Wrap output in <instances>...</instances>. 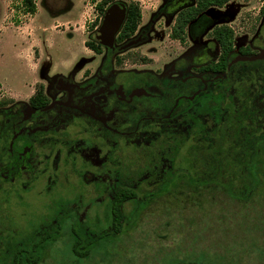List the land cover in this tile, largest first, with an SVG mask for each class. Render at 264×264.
I'll return each instance as SVG.
<instances>
[{
    "label": "rangeland",
    "instance_id": "374dc122",
    "mask_svg": "<svg viewBox=\"0 0 264 264\" xmlns=\"http://www.w3.org/2000/svg\"><path fill=\"white\" fill-rule=\"evenodd\" d=\"M99 1L35 0L31 15L21 0H0V108L26 99L35 83L45 85L56 77L58 89L66 93L70 76L80 81L92 77L102 62L118 80H126L117 114L127 132L105 134L84 119H67V125L45 132L51 140L37 147L32 171L19 183H1L0 264H264V187L249 200L225 191L229 202L223 204L217 192L163 188L151 194L148 204L140 194L136 203L125 202L120 223L113 225L110 214L112 195L124 183L123 163L132 164L144 179L148 168L167 163V139H186L194 132L197 139H207L204 134L219 122L235 126L231 110L213 112L219 99L209 104L202 98L196 107L180 110L182 103H173L175 94L190 92L182 87L173 91L182 74L170 67L194 50L201 52L202 66L216 61L220 49L211 33L221 25L233 32L234 52L248 47L260 53L264 0H230L211 7L204 13L211 23L205 29L189 23L181 40L171 36L177 12L164 11L170 0H117L124 6L136 3L140 21L127 39L118 42L117 33L113 44H99L97 53L84 42L94 38L101 24ZM134 73L153 81L125 78ZM229 95L241 115L238 132L258 133L242 114L239 83ZM257 107L264 111V103ZM5 118L0 114V125ZM119 145L122 156L114 150ZM66 211L68 220L63 221Z\"/></svg>",
    "mask_w": 264,
    "mask_h": 264
},
{
    "label": "flooded vegetation",
    "instance_id": "af4514ba",
    "mask_svg": "<svg viewBox=\"0 0 264 264\" xmlns=\"http://www.w3.org/2000/svg\"><path fill=\"white\" fill-rule=\"evenodd\" d=\"M263 50L264 46L260 53ZM260 53H252L248 47L239 49L238 52L233 50L231 55H229L232 57L227 58L229 62L227 70L230 67L233 68L234 73L232 74H221L213 70L203 71L200 61L201 52H196V50L189 58L177 60L171 65V72L182 74L179 81L181 85L174 84L172 87L173 91L175 89L178 91L182 87L190 92L182 91L175 94L173 103L180 105L179 103L181 102L183 104H181L180 110L184 112L189 109L185 108V106L196 107V104L203 100L202 91L205 90L209 91L210 103L214 102L215 99L221 101L213 112L221 114L224 109L231 110L228 114L229 119L235 120L236 124L234 127H229L227 121L217 123L211 132L204 134V138L207 139H197L196 132L186 139H167L163 143V147L169 158L171 142L174 141L179 143L180 157L194 162V167L200 166L203 148L207 150L213 147V156L220 160L233 158L228 153L227 146L231 144V138L234 137V133H238V128L241 127L240 122L237 123L238 119H236L241 115L235 109V102L229 95V91L237 83L243 89L244 105L242 114L246 116L245 118L248 121L252 119L253 130L258 132L246 131L243 133L247 136L243 137L244 140H247L246 142H254L256 137L264 136V111L257 107L258 103H264V101L262 102L264 97V56L256 60H241V58L255 57ZM219 57L212 62L213 66L220 60ZM191 68L193 69L192 72L190 71ZM95 71L92 77L90 75L82 81L79 79L74 80L70 76L71 85L68 90L65 89L66 93L58 89L57 77L52 81H46L45 85L35 83L32 92L27 95L26 99L13 101L11 102L12 105H5L0 108V114L6 117V123L0 125V190L2 188L1 183L11 185L19 183L17 181L22 179L26 173L32 171L33 168L30 170V165L36 160L37 147L41 146L43 141L51 140L44 136L45 132L57 130L59 126H65L72 121L84 119L105 134L121 136L127 133L122 132L121 115L119 114L118 116L117 114L121 109L120 104L122 103L120 99L122 95L121 89L123 88L122 82L125 83L126 80H118L117 73L113 68L105 66L102 62ZM144 75L127 74L125 78L138 81L139 77L141 80L153 81V78H148V76ZM216 80L221 83V86L215 85L216 89L209 90V86H212ZM37 87L40 97L36 101L31 102L30 98L37 91ZM143 118L148 119V117H141V119ZM67 119L69 122L64 123ZM138 122L139 120L136 123V127ZM252 135L253 137L250 140L249 136ZM114 150L122 156L120 145L115 147ZM195 173L197 176L200 175L199 170L195 171ZM177 191L192 193L197 190L181 187ZM68 216L69 212L66 211L62 215L61 220H68Z\"/></svg>",
    "mask_w": 264,
    "mask_h": 264
},
{
    "label": "trees",
    "instance_id": "16d2710c",
    "mask_svg": "<svg viewBox=\"0 0 264 264\" xmlns=\"http://www.w3.org/2000/svg\"><path fill=\"white\" fill-rule=\"evenodd\" d=\"M116 1L101 0L95 6L102 14L107 5ZM229 1L195 0L193 2L192 0H170L164 7V11L177 12L171 36L181 40L182 35L185 33V28L193 21L198 27L205 29L211 23L209 18L204 14L205 11L211 7H222ZM21 4L26 14L32 15L35 13V0H21ZM125 7L126 17L116 37L118 42L124 41L135 32L141 17L136 3L130 2ZM211 34L220 49V60L215 66L212 65V62L204 64L202 66L203 71L213 70L221 74L234 73L231 67L227 70L229 64L227 58L232 57L229 55L233 51L232 30L225 25H221L215 27ZM84 45L97 53L100 52L101 46L95 38L84 42ZM215 85L220 87L221 83L216 80L212 86H209V90L216 89ZM208 92L202 91V98L207 100V102L210 100ZM38 97L40 96L39 89L37 88L30 101L34 102ZM243 137L247 136L240 132H235L234 137L231 138V144L227 146L228 153L233 156L230 160H220L216 156H213V147L207 150L203 148L199 167H194V162L189 161V159L180 157L179 143L177 141L171 142V154L167 164L164 163L162 167L148 168L149 176L144 179L139 176L136 168V170H132L130 167L132 164L123 163L122 170L124 172H122L121 178L124 183H122V187L115 190L110 200V214L113 225L120 223V219L123 218L121 209L125 202L132 201L136 203V196L140 194V201L143 204H148L151 202V194L163 188L171 193L176 192L181 187L196 189L197 193L209 190L214 195L217 192L219 193V197L223 199L221 200L222 204L226 201L229 202L223 196L225 191L230 193L238 192L243 194L247 199L251 197L254 190L264 187V136L256 137L254 142H246L247 140H244ZM249 139L251 140L250 136ZM197 170L200 171V175L198 176L195 173ZM128 172H130L129 175ZM247 199L242 201L246 202L249 200ZM78 243L79 241L73 245L74 252H77L76 247Z\"/></svg>",
    "mask_w": 264,
    "mask_h": 264
},
{
    "label": "water",
    "instance_id": "95a60500",
    "mask_svg": "<svg viewBox=\"0 0 264 264\" xmlns=\"http://www.w3.org/2000/svg\"><path fill=\"white\" fill-rule=\"evenodd\" d=\"M126 17V8L121 3H112L103 14L99 28L94 32V38L99 44L112 45ZM264 56V50L255 57L241 58V60H256Z\"/></svg>",
    "mask_w": 264,
    "mask_h": 264
},
{
    "label": "crops",
    "instance_id": "0c3cea01",
    "mask_svg": "<svg viewBox=\"0 0 264 264\" xmlns=\"http://www.w3.org/2000/svg\"><path fill=\"white\" fill-rule=\"evenodd\" d=\"M55 26V25H54ZM43 29H45L46 30V28H43ZM67 31H65V33H66ZM17 33H19V32H17ZM70 33H74V31H71ZM17 35H21V33H19V34H17ZM72 35V34H71ZM29 57L28 58H30L31 60H33V54H29L28 55ZM33 63V62H32ZM31 66H32V64H31ZM32 90H33V88H32ZM32 92V91H31Z\"/></svg>",
    "mask_w": 264,
    "mask_h": 264
}]
</instances>
